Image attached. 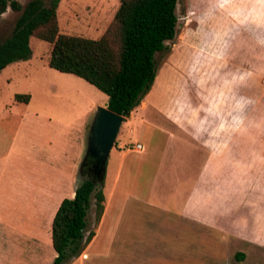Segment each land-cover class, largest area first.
I'll use <instances>...</instances> for the list:
<instances>
[{"label": "rangeland", "instance_id": "obj_1", "mask_svg": "<svg viewBox=\"0 0 264 264\" xmlns=\"http://www.w3.org/2000/svg\"><path fill=\"white\" fill-rule=\"evenodd\" d=\"M17 1L24 4L28 0ZM41 1L48 5L52 0ZM209 1L213 0H176L175 36L165 42L168 50L154 54L161 92L166 71L178 73V63L169 58L172 44L178 42L181 34L187 38L202 10L221 8L226 0H214L213 7ZM118 2L58 0L55 8L58 30L96 38L110 23ZM18 14L8 10L0 18V40L7 36ZM28 44L27 62L9 64L0 71V264L51 263L54 252L49 238L50 219L58 202L69 197L81 180L90 177L88 163L80 171L77 169L86 150L96 107L106 101L101 91L82 78L48 67V42L30 37ZM174 81L177 83V78ZM15 93L28 94V102L15 101ZM143 120L149 122L147 117ZM129 123L122 124L113 145ZM162 136L148 124L138 122L134 132L126 133L123 141L129 147L136 139L145 145L154 144L157 148L151 161L156 162L162 154ZM73 158H77L74 171L70 165ZM116 158L111 148L107 159L111 170ZM58 163L63 171L45 170ZM140 168L141 171H133L129 185H119L115 194L112 175L115 171H104L101 189L110 209L95 243L97 248L109 252L104 257L85 259L86 264H132L135 260L139 264L152 260L153 256L157 263L156 256L160 255L167 257L169 264H264L263 253L184 224L172 209L169 213L160 210L157 204L166 197L174 196L176 203L179 200L178 192L172 195L179 175L176 171ZM9 169L26 171H6ZM51 187L55 189L50 191ZM122 188L129 191L135 188L140 200L123 198ZM86 223L85 233L97 226L93 198ZM70 260L62 264H70Z\"/></svg>", "mask_w": 264, "mask_h": 264}, {"label": "crops", "instance_id": "obj_2", "mask_svg": "<svg viewBox=\"0 0 264 264\" xmlns=\"http://www.w3.org/2000/svg\"><path fill=\"white\" fill-rule=\"evenodd\" d=\"M222 5L202 10L187 38L181 34L172 44L169 58L178 63V73L166 71L162 92L155 74L149 91L120 124L119 129L130 122L111 147L117 157L115 166L108 167V153L104 171H115L114 194L119 185H129L133 171H141V166L176 171L179 181L172 195L178 192L179 200L166 197L157 204L160 210L172 209L184 224L264 254V0H226ZM138 122L163 135L156 162L151 161L154 144L136 139L129 147L123 141ZM136 143L141 145L139 150L134 148ZM77 158L70 164L73 171ZM45 170L63 171L59 163ZM137 192L122 188L120 194L140 200ZM109 209L104 201L93 236L70 264H86L87 258L108 254L95 242ZM160 256L157 263L153 256L139 264H169L167 257Z\"/></svg>", "mask_w": 264, "mask_h": 264}, {"label": "trees", "instance_id": "obj_3", "mask_svg": "<svg viewBox=\"0 0 264 264\" xmlns=\"http://www.w3.org/2000/svg\"><path fill=\"white\" fill-rule=\"evenodd\" d=\"M56 1L0 0V14L8 7L19 12L14 24L0 40V69L30 56L28 38L50 43L47 65L71 73L93 85L106 96L107 108L115 113L130 111L149 91L155 74L154 54L168 50L174 38L176 0H119L110 23L96 38L61 33L55 12ZM15 101L27 103L28 94L15 93ZM103 179V178H102ZM100 184L84 179L63 197L50 221V245L55 253L50 264L76 257L93 236L85 233L86 215L93 198L94 220L102 210Z\"/></svg>", "mask_w": 264, "mask_h": 264}, {"label": "water", "instance_id": "obj_4", "mask_svg": "<svg viewBox=\"0 0 264 264\" xmlns=\"http://www.w3.org/2000/svg\"><path fill=\"white\" fill-rule=\"evenodd\" d=\"M107 103L97 106L89 127L86 150L79 165V171L86 166L93 184H100L104 175L105 162L120 124L125 120L128 111L120 114L109 110Z\"/></svg>", "mask_w": 264, "mask_h": 264}, {"label": "built area", "instance_id": "obj_5", "mask_svg": "<svg viewBox=\"0 0 264 264\" xmlns=\"http://www.w3.org/2000/svg\"><path fill=\"white\" fill-rule=\"evenodd\" d=\"M134 148L137 149V150H139L141 148V145L138 144V143H136V144H134Z\"/></svg>", "mask_w": 264, "mask_h": 264}]
</instances>
